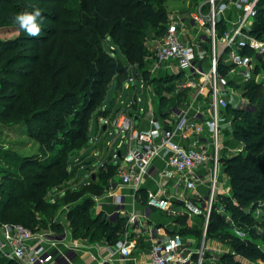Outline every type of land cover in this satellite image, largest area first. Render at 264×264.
<instances>
[{"label": "trees", "instance_id": "obj_1", "mask_svg": "<svg viewBox=\"0 0 264 264\" xmlns=\"http://www.w3.org/2000/svg\"><path fill=\"white\" fill-rule=\"evenodd\" d=\"M35 1L51 3L39 8L42 13L39 18L45 21L40 22V33L31 36L19 29L14 16L32 9L15 0H0V131L21 128L38 145L36 154L5 151L10 160L18 162V169H27L28 174L15 179L2 176L0 188L10 182L0 197V208L17 211L28 223L24 226H41L44 221L36 213L50 212L58 202L71 196L68 201L72 205L66 211L71 233L91 241L104 238L114 244L120 237V221H108L103 212L92 215L93 200L79 187L87 186L92 195L103 194L118 174L120 163L103 161L95 170V179L90 175L88 184L70 187L63 195H52L50 190L75 174L74 166H69L71 154L87 143L93 118L106 116L108 111L101 106L112 82L120 84L139 75L156 90L161 116L169 117L170 94L181 74L155 75L144 59L145 28L157 26L154 39L166 30L165 0ZM247 32L264 39V0L257 2ZM49 40L51 52L44 54L42 45ZM242 52L250 54L252 50L245 48ZM260 61L264 67V57ZM219 65V71L226 73L228 66ZM258 70L256 67L254 72ZM230 83L242 86V95L254 110L229 104L226 107L232 119V136L243 144V151L221 157L230 194L217 195L205 233L227 242L233 252L224 254L218 264H244L241 258H264L257 242L264 239V80L256 82L251 78ZM187 93L186 89H179L175 100L178 107ZM247 152L252 157L245 156ZM23 185L28 188L29 208L22 205ZM142 202L147 203L145 194ZM223 208L230 212V219L236 221L244 235L230 232V220L219 211ZM191 210L189 207L188 211ZM180 214L171 215L176 226L172 233L199 236L201 230L186 223L188 212ZM49 227L58 232L63 228L58 222H51ZM0 264L18 263L0 255Z\"/></svg>", "mask_w": 264, "mask_h": 264}, {"label": "built area", "instance_id": "obj_2", "mask_svg": "<svg viewBox=\"0 0 264 264\" xmlns=\"http://www.w3.org/2000/svg\"><path fill=\"white\" fill-rule=\"evenodd\" d=\"M258 1L205 0V11L200 5L191 17V39L179 32L176 24L169 23L164 34L154 40L153 63L148 69L151 73L160 70L162 74H181L176 88L188 91L186 100L179 107L175 101L171 103L170 115L164 119L147 108L145 127L136 126L133 116L127 112L120 113L113 122L114 128L128 143L119 166V186L141 187L150 175L154 160L160 159L163 163L156 169L157 190L147 191V205L174 215L177 210L176 206L171 208L173 200L167 193V184L168 179L177 177L185 190L203 196L199 206L204 209V231L217 195L225 192L227 178L221 157L243 151L240 143L239 149H233L236 152L228 154L231 149L223 139V132L230 130L232 135L233 127L226 107L228 104L237 107L238 97L242 95L230 80L237 83L251 78L256 82L264 80V67L260 61V57H264V39L247 32ZM219 44L223 48L218 54ZM245 48L252 53L242 52ZM200 55L207 58L206 68H203ZM220 63L228 66L226 73L219 71ZM256 67L259 70L254 72ZM133 78L128 77L126 87ZM222 90H226L227 95L222 94ZM240 102L243 104L244 100L240 99ZM99 119L106 125L109 122L105 116ZM201 186L204 187L202 193L199 191ZM111 194L120 203V196ZM177 199L189 210V198ZM136 216L135 212L130 213L126 225L130 227ZM238 235L244 234L240 231ZM56 236L59 233L52 229L34 231L19 223L1 222L0 253L18 264H62L68 256L59 251ZM187 241L191 242L190 239ZM187 241L177 232L154 239L148 264H208L202 251L193 260V251ZM133 243L130 237L118 240V252L124 257L130 255ZM77 244L72 242L73 247Z\"/></svg>", "mask_w": 264, "mask_h": 264}, {"label": "crops", "instance_id": "obj_3", "mask_svg": "<svg viewBox=\"0 0 264 264\" xmlns=\"http://www.w3.org/2000/svg\"><path fill=\"white\" fill-rule=\"evenodd\" d=\"M200 59L202 60L203 68H206L207 58L200 55ZM161 72L159 70L156 73L153 72V74L161 75ZM125 81L120 84L112 82L103 98L101 108L108 111L105 116L109 118L108 124H104L99 119L100 116L93 118L87 143L71 154L69 166H74L75 168L73 180L74 182L76 181V184L75 187L72 186L74 188L81 184H88L89 180H91L90 175L94 176L92 180L95 179V170L103 161L121 163V157L125 153L128 143L122 139L121 134L113 126L114 120L120 113L127 112L131 114L136 126H146L147 115L145 110L147 108L152 110V105L155 103L150 85L143 83L140 76L136 74L133 81L128 84V87L125 86ZM140 88L142 96L138 94ZM172 104L170 103V105ZM103 125H105V128H103ZM162 163L160 159L154 160L150 168L149 177L139 188H135L132 185L119 186L117 182L118 173L116 175L118 177H114L109 182L107 192L101 195L93 194L91 197L93 200L90 209L92 215L103 212V217L108 221L114 223L119 220L121 224L119 240L130 237L134 241L130 255L124 257L118 252L116 243H108L104 238L91 241L88 238L75 237L71 233L65 217L60 223L63 226L62 231L58 232L50 227L46 229L47 231L52 229L55 233H59V236H56L58 238L59 251L68 256V259H63L62 264H148L152 241L172 234L175 230L174 216L142 202L143 194L146 195L148 190H157L155 181L157 176L156 169L162 166ZM88 167H92V169L90 170ZM184 190L182 183L177 177L168 179L167 193L172 197L173 206L181 208L180 210H183V208L181 201L177 198H182L181 194ZM199 191L202 193L204 187L201 186ZM111 193L120 196V203L116 202L114 195ZM132 212L136 213L137 219L129 227V225H126V219ZM186 212H190V215H192V211L187 210ZM197 217L201 218L200 215ZM73 241L78 243L76 247H73Z\"/></svg>", "mask_w": 264, "mask_h": 264}, {"label": "rangeland", "instance_id": "obj_4", "mask_svg": "<svg viewBox=\"0 0 264 264\" xmlns=\"http://www.w3.org/2000/svg\"><path fill=\"white\" fill-rule=\"evenodd\" d=\"M15 1L19 2L20 6L31 8V9L33 8V6L40 8L43 6L45 7V5H49L48 3H51V2L35 1V0H15ZM200 5H202L201 7L203 8V11H205L204 10V9H206L205 0H165V2L163 3V8L165 9L166 19H167V21L165 23L166 27L168 26L169 23H174L177 25V29L179 30V32H181L187 39H191V36L193 35L191 17L194 15V12L198 9V7ZM39 21L43 22L45 20L43 18H39ZM145 25L147 26L149 24L145 23ZM156 30H157V26H152V25L149 26L148 28H145V33H146L147 39L145 40V43H144V45L146 47V51H145L146 56L144 59H145V63H146L147 67H148V63H151V62L153 63L151 55H152L154 40H155L154 39L155 38L154 33ZM203 47H204V45H203ZM42 48H44L43 49L44 54L51 52L52 47L50 44V40L48 41V43L46 45L45 44L42 45ZM222 48H223V45L219 44L217 47L218 54L222 51ZM23 49H25V48H23ZM204 51H206L205 47H204ZM149 53H151V54H149ZM242 82H244V81H242ZM237 88L239 89V91H242L241 85L237 86ZM150 90H151V93L155 99V103H154V105H152V110L154 111L155 115L158 118L162 119L163 118V116H161L162 113L160 112L159 108L157 107L158 95L156 94V90L154 88H152L151 85H150ZM178 91H179V89L175 87V90L173 91V93L170 94L169 103H172L173 101H175L177 99ZM138 94L142 96L141 88L138 90ZM240 99L244 100L243 104H245V105L241 104ZM237 102H238L237 107H233V106H231V107L240 108V109H249L252 111L254 110L253 106L250 105L247 98L243 95L238 97ZM232 131H233V129H232ZM232 131H231V133H232ZM231 138H233V136L230 135V130H226L223 132L224 143H225V145L230 146V149H231V150H229L228 154H232V152H236L234 150H237L240 148L239 147L240 143L236 145ZM37 147H38L37 142L30 139L21 128L17 131H9V129L1 130L0 131V181H1V178L3 175L8 176L9 178L15 179L16 177L23 178L26 174H28L27 169L23 170V171L19 170L18 169V162L15 161L14 159L10 160V156L6 155L5 154L6 152L9 151V153L15 152V153H18L20 155H24V154L30 155V154L38 153ZM117 177L118 176H116V178ZM73 178H74V175L64 179L58 186H56L55 188L50 190V194L53 195L55 193V194L63 195V194H65V192L70 187L74 189L76 181L74 182ZM117 180H118L117 182L119 183V177L117 178ZM9 182L10 181H8L7 183L5 182L3 187L0 188V190H1L0 191V197H2L3 194L5 193V191L8 190ZM72 186H74V187H72ZM85 187H87V186H84V187L81 186V187H79V189L83 191L84 195H86V196L90 195L92 197V192H90L89 189L85 188ZM20 188H21V191H23V194H21L22 195V197H21L22 205L26 208H29L30 202L26 199V196L28 195V193H26V191H28V190H26V189H28V188H25L24 185L20 186ZM107 188H109V186H107L105 188L104 192H107ZM223 189H225V192L223 191L221 194H225V195L230 194V187L228 184V180H226V182H224V188ZM181 195H182V197H187L190 199L189 204H190V207L192 209L191 210L192 215H190V212H188L187 219H186L187 225L193 229H200L201 230L200 231L201 233L199 236H196L193 234H186V235L180 234V236L182 238H184L186 241H187V239H190L191 242L188 243V241H187L186 244L191 249V251H193V254H196L195 258L193 257V254H192L193 260H195L199 256L201 251H202L201 255L203 256V258L205 259V261L208 264H218L219 261L221 260V257L224 254H228V253L233 254V252L231 251L230 245L227 242L222 241L218 237H215V236H209V237L206 236V233L204 231V223H205L204 222V213L202 214L204 209H203V207L199 206L200 201L202 200V197L196 196L197 194L190 193L187 190H184ZM68 197L70 198L71 196H67V198ZM69 198H68V200H69ZM68 200L58 202L57 205H55V207L51 208L50 212H46L42 215H41V213L37 212L36 215L38 217L40 216V218L43 219V221H44L43 224H41V226L40 225H34L33 227H31L29 225H25V226L30 228L31 230H34V231H42V230L48 229L49 224L51 222L61 223V221L64 220L66 217L67 209L72 205V203ZM215 203H217V202H215ZM173 207L174 206H171V208H173ZM175 209L177 210V212L182 213L180 215H183L187 211V209H185V208H183V210H180L181 208H178L177 206L175 207ZM219 211L228 220H230L231 224H230V227L228 228L230 230V232H234L238 235L240 233V230L238 229L239 226L237 227L235 220L230 219V212L224 208L219 210ZM193 212H197V213H193ZM199 215L201 216V218L197 217ZM0 222L9 223V224L10 223H19L21 225L28 224L26 221L23 220V217L21 214H19L17 211H11L9 208L8 209L0 208ZM174 227H176V226H174ZM257 242H258L259 250L264 253V239H259V240H257ZM0 255L3 256V258H6L4 255H2V254H0ZM236 258L239 259V257H237V256H236ZM6 259H8V258H6ZM240 260L244 264H264V258H262V257H255L251 260L241 258Z\"/></svg>", "mask_w": 264, "mask_h": 264}, {"label": "clouds", "instance_id": "obj_5", "mask_svg": "<svg viewBox=\"0 0 264 264\" xmlns=\"http://www.w3.org/2000/svg\"><path fill=\"white\" fill-rule=\"evenodd\" d=\"M41 15V10L33 6L31 11L24 10L16 13L14 22L18 25L20 30L27 32L31 36H37L41 31V23L38 19Z\"/></svg>", "mask_w": 264, "mask_h": 264}, {"label": "water", "instance_id": "obj_6", "mask_svg": "<svg viewBox=\"0 0 264 264\" xmlns=\"http://www.w3.org/2000/svg\"><path fill=\"white\" fill-rule=\"evenodd\" d=\"M222 94L227 95V91H226V90H222ZM103 128H105V125H103ZM245 156H247V157H252V155H251L249 152H247V153L245 154ZM91 177L94 178L93 175H92Z\"/></svg>", "mask_w": 264, "mask_h": 264}]
</instances>
